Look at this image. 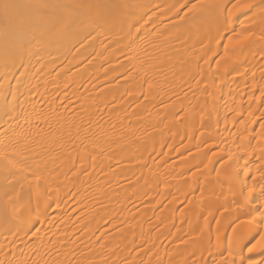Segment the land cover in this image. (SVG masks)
<instances>
[{
  "label": "bare ground",
  "instance_id": "obj_1",
  "mask_svg": "<svg viewBox=\"0 0 264 264\" xmlns=\"http://www.w3.org/2000/svg\"><path fill=\"white\" fill-rule=\"evenodd\" d=\"M7 2L25 4L31 0ZM184 2L143 0L147 6L136 13L133 21L140 22L139 32L117 18L108 26L79 30L51 42L39 37L37 26L28 22L20 25L15 20L9 23L0 9V84L4 85L0 91L5 93L0 96V105L14 99L18 114L9 122L14 131L8 137L0 134V151L4 153L0 156V259L14 253L15 259L27 264H104L105 260L107 264H125L127 260L142 264L143 245L162 251L164 241L178 237L173 231L162 233L166 231L164 227L155 228L157 221L177 223L184 210L205 205L192 197L185 205L182 189H177L171 198L173 193L162 186L169 173L175 180L182 179L181 184L186 183L189 195L202 186L207 190L213 187L207 191L208 208L211 200L228 209L223 215L219 211L210 215L209 209L198 214L190 220L185 234L196 264L219 257L215 246L205 253L198 252L195 246L207 243L208 230L217 218L224 221L230 208L231 219L237 215L233 200L238 186L214 187V171L204 168V164L209 156L213 159L226 152L228 155L222 158L230 166L229 171L247 163L258 178L260 170H264L257 159L264 157V142H254L262 133L259 118L264 100L257 101L256 97L264 86V57L259 55L264 44L257 41L245 45L246 58L242 56L227 73L218 71L216 61L227 40L216 44L205 26L197 28V20L181 21L179 16L186 9L179 13L177 9ZM20 12L28 14L24 9ZM148 16L151 20L145 24ZM243 16L237 13L234 27L247 18ZM89 33L94 38L84 43ZM253 52L257 55L253 56ZM257 56L262 60L254 69ZM13 61H22L25 67L15 68ZM145 116L151 120L142 126L138 119L145 124ZM110 119H120V125H111ZM0 125L8 127L2 121ZM179 127L185 134L182 132L174 140L173 132ZM198 130L206 133L209 145L202 146L205 141L199 138ZM167 134L171 140L165 141ZM144 145L148 153L143 151ZM212 148L217 150L210 152ZM183 158L190 160L185 165L191 162L196 167L187 176L178 167ZM168 161L172 163L169 171L159 170ZM192 173H196L194 178ZM37 175L41 177V211H46V216L42 217L43 225H35L41 229L39 236L30 239L19 220L6 223L4 217L17 193L21 203L33 194L35 207ZM147 177L152 186L149 190L141 181ZM240 177L252 183L251 175L244 177L241 173ZM57 186L59 207L56 192L48 191ZM141 196L153 202L142 206ZM166 199L169 200L155 217V201ZM45 203L51 207L45 209ZM6 227L12 231H6ZM231 232L232 229L226 232L221 228L219 233L214 230L213 245L218 235L225 241ZM81 237L82 241L77 242ZM100 244L106 246L102 248ZM153 258L156 264L171 261L170 255L162 252Z\"/></svg>",
  "mask_w": 264,
  "mask_h": 264
},
{
  "label": "snow or ice",
  "instance_id": "obj_2",
  "mask_svg": "<svg viewBox=\"0 0 264 264\" xmlns=\"http://www.w3.org/2000/svg\"><path fill=\"white\" fill-rule=\"evenodd\" d=\"M146 6L143 0H136L135 3H128L127 0H31L30 3L25 4L9 3L5 0V2L0 3V9L3 10L6 21L11 23L15 20L20 25L28 22L33 26H37L39 37H46L48 42L54 39H63L70 33L79 30L94 29L96 26L101 25L108 26L117 18L120 19L121 23H126L129 29L135 28V31L139 32L141 29L140 22L138 20L133 21L136 13ZM21 9L27 10L28 14L21 13ZM185 9L184 14L179 16L181 21L186 18L197 20V28L200 25L205 26L210 40H214L216 44H221L222 40L226 38L227 43L223 44V54L216 61L218 71L227 73L230 67L240 61L242 56L246 58L245 45H254L257 41L264 44V0H185L177 9V12L179 13ZM237 13H243L247 17L245 20L239 21L238 28L233 26L236 22L234 17ZM248 13H251V15H248ZM141 19H143V16H141ZM150 20L151 16H148L144 23L147 24ZM39 37L36 38L37 43L41 42ZM93 38L89 33L84 43ZM84 43L81 44V47L84 46ZM212 55L216 56L217 53L213 51ZM252 55L256 56L257 53L253 52ZM259 55L264 57V50H260ZM7 65L8 60L6 59L5 66L7 67ZM13 65L15 68L25 67L22 61L20 63L13 61ZM8 70L11 71L12 68ZM233 71H236V69L233 68ZM236 74L239 75L240 73L236 71ZM20 75H24L23 71ZM262 78H264V75H262ZM3 87L4 85L0 84V89ZM4 95L5 93L0 91V96ZM15 95L13 89V98H15ZM256 99L257 101L264 100V86L260 88V95ZM261 112L262 115L259 118L261 135H264V109H261ZM249 115H252V113H249ZM17 117L14 99L5 101L3 105H0V121L3 125H8V127L0 125V134L8 137L9 132L14 131L9 122ZM255 122L253 120V123ZM3 155L4 153L0 151V156ZM257 159L261 160L262 165H264V157H257ZM93 160H95V157H93ZM228 160H231V157H228ZM211 162L212 157L209 156L204 168H208ZM229 167L227 161L222 159L220 167L214 170L211 182L214 187L221 189L226 184L228 186H238V192L235 193L237 198L233 200L237 215L228 225L231 227L232 232L228 234L226 247L219 235L216 238L215 245H213L211 239L207 241L208 248L211 249L215 246L220 257L219 259L214 258L212 264H264V170H260L257 178L246 163L243 176L249 177L251 175L252 183H248L246 179L241 180L239 169L229 171ZM195 176L196 173H192V177ZM35 179L37 181L34 193L35 207H33V194H30L28 199L21 203L22 198L17 193L15 202L10 210H5L4 217L6 223L19 220L26 229L25 235L30 234V239L39 236L41 229L35 228V225H43L45 219L42 217L46 216V211H41L39 183L41 177L37 175ZM48 191L56 192V206L59 207V187L57 186L55 189L49 187ZM12 199V197H9L10 201ZM200 199H204L203 186L201 187ZM208 204L210 215L212 211H219L221 215H223V212L228 211L227 208L217 205L215 201L210 200ZM43 207L47 209L51 205L45 203ZM205 221H207V217H205ZM219 224L220 220L217 218L218 233L220 231ZM19 226L17 225V227ZM241 227L244 230L238 231ZM32 228H35V231H32ZM5 230L12 231L11 227H6ZM203 231L204 229H201V233ZM15 234L13 232V235ZM190 239L196 240L197 237H190ZM187 242L183 239L180 241L181 244ZM97 243H100V238L97 239ZM105 246L100 244L102 248ZM0 264H27V262L15 259L13 253L0 259ZM45 264H47V261ZM70 264H75V262L70 261ZM104 264H107L106 260ZM125 264H130V262L125 261ZM169 264H173V262L170 261ZM180 264H186V261H181Z\"/></svg>",
  "mask_w": 264,
  "mask_h": 264
},
{
  "label": "rangeland",
  "instance_id": "obj_3",
  "mask_svg": "<svg viewBox=\"0 0 264 264\" xmlns=\"http://www.w3.org/2000/svg\"><path fill=\"white\" fill-rule=\"evenodd\" d=\"M248 15H249V13H248ZM243 17H246L245 15L243 16ZM243 17H240V19L241 18H243ZM259 56H257L256 57V66L254 67V69H257L258 68V64L260 63V61L262 60L260 57L258 58ZM262 67H264V66H262ZM211 69H213V68H211ZM210 69V70H211ZM232 75V72H230V74H229V76H231ZM85 114V116L86 117H88L89 115V113L88 112H85L84 113ZM83 114V115H84ZM87 114V115H86ZM82 115V116H83ZM84 117V116H83ZM144 118V117H143ZM111 120V125H113V126H116V125H114V122L117 124V126L118 125H120V123H119V121H120V119L119 120H117V122L116 121H114V120H116V119H110ZM113 120V121H112ZM143 120V119H142ZM141 119L139 120L138 119V123L140 124V125H142V126H146L147 125V123L151 120H149L148 118H146V116H145V124H144V122H142L141 123V121H142ZM122 121V120H121ZM140 121V122H139ZM187 121H189V119L188 120H185V123L187 122ZM182 122V121H181ZM119 123V124H118ZM184 123V121L182 122V124H185ZM110 125V126H111ZM139 125V126H140ZM112 126V127H113ZM111 127V128H112ZM183 127H181V129H182ZM180 129V127L179 128H177V130H176V132H173L172 134V136H174V137H176V139H174L173 137V139L174 140H177V138H178V136H179V134H181L183 131L185 132V130L183 129V131L182 130H179ZM112 130H113V128L112 129H110V132H112ZM115 130V129H114ZM233 129H231V131H232ZM109 131V130H108ZM181 131V132H180ZM177 132H179V133H177ZM182 133L183 135L185 134V133ZM99 133H100V131H99ZM102 134L103 133H105V132H101ZM100 133V134H101ZM198 133H200V139H203L205 142L202 144V146H206V145H209L210 144V142L208 141V137H207V135H206V133L203 131V130H198ZM201 133H203V135H201ZM170 134H167V135H165L163 138L165 139H167V138H169L170 140H171V135H170V137H168ZM177 135V136H176ZM163 138L161 137V140L163 141ZM166 139H165V141H166ZM167 140V141H170V140ZM159 141H160V139H158ZM158 140H156V142H158ZM254 142L255 143H258V142H264V135H260V136H256V138L254 139ZM254 142H252V146H253V144L254 145H256ZM254 147V146H253ZM143 149V151L144 152H147L148 150H146L147 149V145H144V147L142 148ZM214 149H216V148H212L211 150H210V152L211 151H213ZM217 150V149H216ZM225 151H227V147H226V150ZM148 153V152H147ZM222 155L223 156H226V155H228V153H226V152H224V153H220V154H218V156L216 155L215 156V158H213L212 159V162H211V164H209V166L208 167H210V169H211V171L213 172L214 171V169H215V166H219L220 165V162H221V160L223 159L222 158ZM223 160H225V159H223ZM188 161H190L189 159H187V158H183V159H181L179 162H178V167H180V172L181 173H183L184 174V176H187V175H189L193 170H194V168H196L195 166L193 167V165H192V163L190 162V164H188V165H185V163H187ZM170 165H172V163H171V161H168V162H166V163H164V164H162V165H160L159 166V170L160 169H165L164 170V172H166V171H169V169L172 167V166H170ZM247 166H248V168H249V165L247 164ZM191 167H193L192 169H191ZM239 167H240V175H241V173L243 174V171L245 170L244 169V165L242 164V163H240V165L238 166V169H239ZM241 168H242V170H241ZM158 171V170H157ZM180 173V174H181ZM213 173H211V175H212ZM169 175H170V173H169ZM169 175H167V179H166V183L164 184V185H162V186H166V187H168L169 189H170V193H173L172 194V196H171V198H173V196H174V194H176V191H177V189L178 190H180V189H182L183 191H182V193L181 194H183V200H185V205L186 204H189V202L191 201L190 200V198L192 197V199L193 200H199L200 202H202V204H205L204 206H198V205H195L194 207H192V209H186V210H184V215H183V217H182V219H180L179 221H177V223H169V221H164V220H160V221H157V224L155 225L156 227L155 228H160V227H164L165 229H166V231H164V232H162V233H166V232H170V231H173V232H175V236H178V237H175L176 238V240H174V241H172V240H166V241H164L161 245H160V249L161 248H163V250L162 251H160V250H158L157 249V247H150V249H148L145 245H143L142 246V248H144L145 249V251H143V253H142V258H141V263L143 262V264H156L155 262H153L156 258H153L156 254H159L160 252H162L163 254L165 253L166 255H170V258H171V261L173 262V264H178V263H180L181 261H186V263H188V264H196V263H198L197 261H196V259H195V256H194V254H192L190 251H189V246H188V242H189V238L188 237H186L185 236V234L187 233V231H188V225L190 226V220L192 219V218H194V217H196L198 214H201V215H203V213H204V211H206L207 209H209L208 208V206H207V203H206V198H207V191L209 190V189H212L213 187H211V188H209L208 190L205 188V186H203L204 187V199L203 200H201L200 199V195H201V189H198V190H196V192L194 193V194H188L187 193V188H186V183L185 182H183V184H181L180 183V180H182V179H178V180H175V179H173L172 177H173V174L172 175H170V176H172V177H170ZM183 176V177H184ZM149 177H147L146 179H142L141 181L143 182V184H142V186H144V188H146V189H151V187L152 186H150L149 185ZM201 179V178H200ZM146 182V185H145V182ZM148 182V183H147ZM141 184H139L140 186H141ZM141 186V187H142ZM159 187H161V185L159 186ZM153 189V188H152ZM155 189V188H154ZM158 190H159V188H158ZM158 190L156 189V191L155 192H158ZM168 192V193H169ZM167 194V193H166ZM189 197V199H187ZM213 197V196H212ZM141 198V201H142V206H144L146 203H149V202H153L152 200H149V199H147V200H145L146 198H148L147 196H141L140 197ZM216 198V197H215ZM169 199H166V200H163L162 202H160V203H158V202H156L155 201V203H157V206L156 207H154L153 209H152V211H154L155 212V214H154V216L156 217V213H157V211L160 209V207L162 206V204L163 203H165V202H167ZM141 206V207H142ZM198 206V207H197ZM232 208H230L229 209V212L227 213V217H226V219L224 220V221H220V224H219V229H224L226 232H228L229 230H231V227H229L228 225H229V223H230V221L232 220L231 219V213H232V210H231ZM163 215V214H162ZM216 221V219H214V222ZM131 223L132 222H130V223H128L127 225H131ZM217 222L216 223H214L211 227H210V229L208 230L209 231V239H212V233H213V231L214 230H216L217 229ZM154 232H155V230H154ZM158 233H161L160 231H158ZM85 236H88V235H86V234H84V237ZM225 236V235H224ZM84 237H81V238H78L76 241L77 242H81L82 241V239L84 238ZM225 239V241H223L224 242V245H225V247H226V245H227V238H226V236L224 237ZM187 240L188 242L187 243H185V244H181L180 243V241L181 240ZM208 239V240H209ZM69 240H72V239H69ZM223 240V239H222ZM176 244H180V246L178 247V246H176ZM198 245V246H197ZM196 246H195V249L196 250H198V252H203V253H205L207 250H208V245H207V243H204V244H197ZM139 249H141V248H139ZM219 259L220 257H210L208 260H206L205 261V264H207L210 260H212L213 261V259ZM127 261H129V260H127ZM122 262L123 261H121V264H122ZM162 264H165V263H162Z\"/></svg>",
  "mask_w": 264,
  "mask_h": 264
}]
</instances>
